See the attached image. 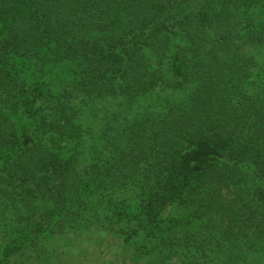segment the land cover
Returning <instances> with one entry per match:
<instances>
[{
    "label": "trees",
    "instance_id": "trees-1",
    "mask_svg": "<svg viewBox=\"0 0 264 264\" xmlns=\"http://www.w3.org/2000/svg\"><path fill=\"white\" fill-rule=\"evenodd\" d=\"M264 264V0H0V264Z\"/></svg>",
    "mask_w": 264,
    "mask_h": 264
},
{
    "label": "rangeland",
    "instance_id": "rangeland-1",
    "mask_svg": "<svg viewBox=\"0 0 264 264\" xmlns=\"http://www.w3.org/2000/svg\"><path fill=\"white\" fill-rule=\"evenodd\" d=\"M73 264H78L77 262L73 263Z\"/></svg>",
    "mask_w": 264,
    "mask_h": 264
}]
</instances>
